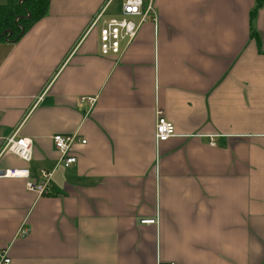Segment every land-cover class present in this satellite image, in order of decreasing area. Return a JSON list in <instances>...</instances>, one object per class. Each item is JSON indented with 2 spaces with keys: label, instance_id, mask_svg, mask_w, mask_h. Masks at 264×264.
Returning a JSON list of instances; mask_svg holds the SVG:
<instances>
[{
  "label": "crops",
  "instance_id": "0c3cea01",
  "mask_svg": "<svg viewBox=\"0 0 264 264\" xmlns=\"http://www.w3.org/2000/svg\"><path fill=\"white\" fill-rule=\"evenodd\" d=\"M116 1L49 0L0 43V151L31 142L0 173H51L48 196L0 176V250L10 264H264V0H155L121 56H101ZM157 110L175 134L161 143ZM53 135L85 141L69 168Z\"/></svg>",
  "mask_w": 264,
  "mask_h": 264
},
{
  "label": "built area",
  "instance_id": "2783aa9c",
  "mask_svg": "<svg viewBox=\"0 0 264 264\" xmlns=\"http://www.w3.org/2000/svg\"><path fill=\"white\" fill-rule=\"evenodd\" d=\"M154 1L155 0H123L120 4L119 16L117 18H110L102 21L98 27L97 40L99 54L101 56H121L122 51L134 39L139 25L148 18L154 21ZM135 17L138 18L137 22L134 21ZM99 18L100 15L95 17L91 27L96 25ZM122 41L124 43L123 47H121ZM80 101L92 102V100L88 98H81ZM174 135L172 123L157 110L154 122L155 143L165 142L174 137ZM77 143L83 145L85 141H78L75 135H53L51 137L52 147L59 155L57 163L63 168H69L75 163L76 159L70 154V149ZM210 145H212V143H210ZM2 153L11 154L22 162H28L31 158V142L26 138L15 139L14 136H11L4 143L0 155ZM0 176L24 179L25 189L37 196H48L51 192V173L44 170L39 171L38 177L35 179L28 178L27 170L17 168L6 169L1 172ZM150 223H153V221H150ZM28 231V228L21 225L15 237L23 238L27 236ZM6 251V249L0 250V264H10V259Z\"/></svg>",
  "mask_w": 264,
  "mask_h": 264
},
{
  "label": "trees",
  "instance_id": "16d2710c",
  "mask_svg": "<svg viewBox=\"0 0 264 264\" xmlns=\"http://www.w3.org/2000/svg\"><path fill=\"white\" fill-rule=\"evenodd\" d=\"M49 0H6L0 5V43H15L23 34L42 19L48 8ZM260 2H257L249 13L252 20ZM254 34V33H252ZM255 36V42L259 49V41Z\"/></svg>",
  "mask_w": 264,
  "mask_h": 264
},
{
  "label": "rangeland",
  "instance_id": "374dc122",
  "mask_svg": "<svg viewBox=\"0 0 264 264\" xmlns=\"http://www.w3.org/2000/svg\"><path fill=\"white\" fill-rule=\"evenodd\" d=\"M116 3H117V1L114 0V2L111 4L110 8H113V7L116 5ZM110 8H109V9H110Z\"/></svg>",
  "mask_w": 264,
  "mask_h": 264
},
{
  "label": "water",
  "instance_id": "95a60500",
  "mask_svg": "<svg viewBox=\"0 0 264 264\" xmlns=\"http://www.w3.org/2000/svg\"><path fill=\"white\" fill-rule=\"evenodd\" d=\"M0 175H1V173H0Z\"/></svg>",
  "mask_w": 264,
  "mask_h": 264
}]
</instances>
